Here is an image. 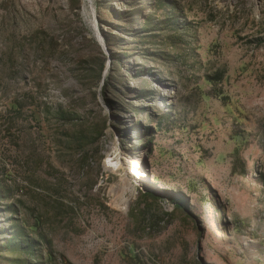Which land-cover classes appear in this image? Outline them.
Segmentation results:
<instances>
[{
  "label": "rangeland",
  "instance_id": "1",
  "mask_svg": "<svg viewBox=\"0 0 264 264\" xmlns=\"http://www.w3.org/2000/svg\"><path fill=\"white\" fill-rule=\"evenodd\" d=\"M90 1L0 0V264H264V0Z\"/></svg>",
  "mask_w": 264,
  "mask_h": 264
},
{
  "label": "bare ground",
  "instance_id": "2",
  "mask_svg": "<svg viewBox=\"0 0 264 264\" xmlns=\"http://www.w3.org/2000/svg\"><path fill=\"white\" fill-rule=\"evenodd\" d=\"M85 2H86V4H88L89 6H90V4H91V1L90 0H85ZM108 162H112L113 161V159H110V157H108ZM137 161H139V160H137ZM136 162V161H135ZM134 162V163H135ZM114 163V162H113ZM136 164V163H135ZM137 165H138V162H137ZM141 166V165H140ZM140 168V167H139ZM142 172V171H141ZM141 172L140 171H137V170H134V171H132V174H134V176H137V177H142V174H141ZM145 175V174H144Z\"/></svg>",
  "mask_w": 264,
  "mask_h": 264
}]
</instances>
